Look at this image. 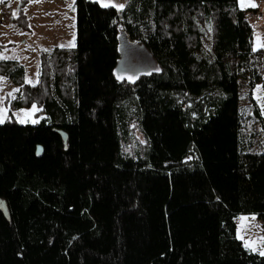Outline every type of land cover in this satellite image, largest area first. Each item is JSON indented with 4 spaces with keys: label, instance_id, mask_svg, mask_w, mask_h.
I'll use <instances>...</instances> for the list:
<instances>
[{
    "label": "trees",
    "instance_id": "trees-1",
    "mask_svg": "<svg viewBox=\"0 0 264 264\" xmlns=\"http://www.w3.org/2000/svg\"><path fill=\"white\" fill-rule=\"evenodd\" d=\"M75 5L77 45L43 51L37 84L0 61L20 88L11 108L47 116L0 125V264H264L236 225L264 223V117L240 96L264 86L249 11L239 0ZM14 23L30 30L24 15ZM120 27L160 72L116 77ZM132 124L145 143L128 152Z\"/></svg>",
    "mask_w": 264,
    "mask_h": 264
},
{
    "label": "rangeland",
    "instance_id": "rangeland-1",
    "mask_svg": "<svg viewBox=\"0 0 264 264\" xmlns=\"http://www.w3.org/2000/svg\"><path fill=\"white\" fill-rule=\"evenodd\" d=\"M104 4L116 5L123 9L126 0H90ZM76 0H3L0 3V61H16L25 69L26 82L30 85L38 83L40 75L41 53L56 47L73 48L77 45L76 34ZM119 5H123L120 8ZM104 7V6H103ZM13 13H16L14 16ZM24 15L29 25V31L22 30L14 20ZM254 48L259 42H264V25L253 24ZM120 59L115 70L118 79L135 81L138 77L160 72L159 64L151 54L141 45L133 42L119 28ZM257 85L254 89L241 86V105L249 106L253 99L260 107L263 117L264 109L256 99ZM20 88L13 85L7 78L0 76V117L3 125L15 120L22 125H39L47 116L40 115L37 105L30 108L14 110L11 102L16 99ZM12 94L11 96L9 94ZM132 140L127 144L126 150L131 152L138 149V144L145 140L136 124L130 127ZM248 218V219H243ZM237 238L241 240L246 249L253 253H260L264 245L260 243L264 238V223L256 215H239L236 219ZM246 245H251L246 246Z\"/></svg>",
    "mask_w": 264,
    "mask_h": 264
},
{
    "label": "snow or ice",
    "instance_id": "snow-or-ice-1",
    "mask_svg": "<svg viewBox=\"0 0 264 264\" xmlns=\"http://www.w3.org/2000/svg\"><path fill=\"white\" fill-rule=\"evenodd\" d=\"M2 2H3V0H0V3H2ZM240 4H241V7L246 6L245 5V0H240ZM103 6L104 7H109V6H116V5L104 4ZM247 6L256 7V5L251 2V0H247ZM119 7L123 8V5H119ZM13 15L15 16L16 13H13ZM258 47L264 48V42H259V40H258ZM0 58H3V57H0ZM17 91H19V90H17ZM257 92H258V95H257L256 99L260 102L261 108L264 109V86H258ZM9 95L11 96L12 94L10 93ZM0 123H3V118L2 117H0ZM243 219H248V218H243ZM260 243L262 245H264V238L261 239ZM246 246L250 247L251 245H246ZM259 254L264 256V250H261Z\"/></svg>",
    "mask_w": 264,
    "mask_h": 264
},
{
    "label": "crops",
    "instance_id": "crops-1",
    "mask_svg": "<svg viewBox=\"0 0 264 264\" xmlns=\"http://www.w3.org/2000/svg\"><path fill=\"white\" fill-rule=\"evenodd\" d=\"M252 3L256 5V7H250L247 6V0H245V5L244 7H241L240 0H239V5L240 7L249 12H254L256 13V18L254 19V22L251 24H263L264 25V0H251Z\"/></svg>",
    "mask_w": 264,
    "mask_h": 264
},
{
    "label": "water",
    "instance_id": "water-1",
    "mask_svg": "<svg viewBox=\"0 0 264 264\" xmlns=\"http://www.w3.org/2000/svg\"><path fill=\"white\" fill-rule=\"evenodd\" d=\"M64 139V141H67V135L65 133H60ZM44 155V151L42 147H38V151H37V157L38 158H42ZM0 211L4 214V216L8 219L9 218V213H8V208L6 205V202L2 199H0Z\"/></svg>",
    "mask_w": 264,
    "mask_h": 264
},
{
    "label": "built area",
    "instance_id": "built-area-1",
    "mask_svg": "<svg viewBox=\"0 0 264 264\" xmlns=\"http://www.w3.org/2000/svg\"><path fill=\"white\" fill-rule=\"evenodd\" d=\"M256 13L254 12H249L247 15H246V19L248 21L249 24H252L254 22V19L256 18Z\"/></svg>",
    "mask_w": 264,
    "mask_h": 264
}]
</instances>
